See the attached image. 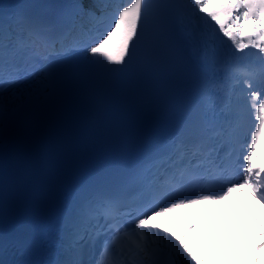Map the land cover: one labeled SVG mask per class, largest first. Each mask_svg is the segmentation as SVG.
I'll use <instances>...</instances> for the list:
<instances>
[{
  "label": "snow or ice",
  "instance_id": "1",
  "mask_svg": "<svg viewBox=\"0 0 264 264\" xmlns=\"http://www.w3.org/2000/svg\"><path fill=\"white\" fill-rule=\"evenodd\" d=\"M31 7L0 14V148L9 121L79 78L78 68L59 67L72 53L83 52L82 60L105 74L142 62L179 78L190 52L204 74L172 113L168 134L120 185L104 191L93 182L64 199L54 216V250L39 264H201L184 237L150 221L244 189L264 207V158L256 152L264 141V0H92L89 6L42 5L50 9L44 15L32 14ZM101 8L108 10L98 15ZM84 17L93 19L85 25ZM249 48L259 54L245 53ZM250 124L244 175L229 183L223 178L239 160ZM212 179L226 186L222 194L184 195ZM129 185L138 187L137 195H125ZM10 243L22 250L29 241L10 240L0 230V264H32L3 259Z\"/></svg>",
  "mask_w": 264,
  "mask_h": 264
},
{
  "label": "bare ground",
  "instance_id": "2",
  "mask_svg": "<svg viewBox=\"0 0 264 264\" xmlns=\"http://www.w3.org/2000/svg\"><path fill=\"white\" fill-rule=\"evenodd\" d=\"M258 241L259 242H264V237H261L259 235L258 236ZM182 264H187V261L186 260L182 261ZM254 264H264V250H261V251H257L256 250Z\"/></svg>",
  "mask_w": 264,
  "mask_h": 264
}]
</instances>
